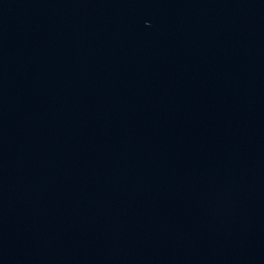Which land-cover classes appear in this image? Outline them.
<instances>
[{"label": "water", "instance_id": "95a60500", "mask_svg": "<svg viewBox=\"0 0 264 264\" xmlns=\"http://www.w3.org/2000/svg\"><path fill=\"white\" fill-rule=\"evenodd\" d=\"M0 264H264V0H0Z\"/></svg>", "mask_w": 264, "mask_h": 264}]
</instances>
